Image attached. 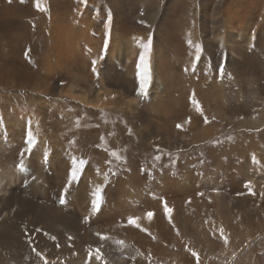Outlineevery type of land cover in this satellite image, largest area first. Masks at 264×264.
I'll use <instances>...</instances> for the list:
<instances>
[{
	"label": "rangeland",
	"instance_id": "1",
	"mask_svg": "<svg viewBox=\"0 0 264 264\" xmlns=\"http://www.w3.org/2000/svg\"><path fill=\"white\" fill-rule=\"evenodd\" d=\"M0 188V264H264V0H0Z\"/></svg>",
	"mask_w": 264,
	"mask_h": 264
},
{
	"label": "snow or ice",
	"instance_id": "2",
	"mask_svg": "<svg viewBox=\"0 0 264 264\" xmlns=\"http://www.w3.org/2000/svg\"><path fill=\"white\" fill-rule=\"evenodd\" d=\"M37 7H39V0H37ZM140 59L141 60H144L145 58H144V56L142 55L141 57H140ZM150 79V77H148V76H145L142 80H141V84H140V91H141V93H146V91H147V86H148V80ZM178 127H179V125H178ZM71 176L73 177V178H75V176H76V173H75V171H73L72 173H71ZM97 199H99V193L97 192ZM61 202H63V201H61ZM95 201L93 202V204L95 205ZM166 211H167V209H166ZM149 215H151L150 213H149ZM130 223H134V221L133 220H131V218H130V221H129Z\"/></svg>",
	"mask_w": 264,
	"mask_h": 264
},
{
	"label": "bare ground",
	"instance_id": "3",
	"mask_svg": "<svg viewBox=\"0 0 264 264\" xmlns=\"http://www.w3.org/2000/svg\"><path fill=\"white\" fill-rule=\"evenodd\" d=\"M2 188H0V190H1Z\"/></svg>",
	"mask_w": 264,
	"mask_h": 264
}]
</instances>
